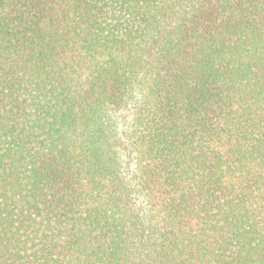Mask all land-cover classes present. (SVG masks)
<instances>
[{
  "label": "trees",
  "instance_id": "16d2710c",
  "mask_svg": "<svg viewBox=\"0 0 264 264\" xmlns=\"http://www.w3.org/2000/svg\"><path fill=\"white\" fill-rule=\"evenodd\" d=\"M0 264H264V0H0Z\"/></svg>",
  "mask_w": 264,
  "mask_h": 264
}]
</instances>
